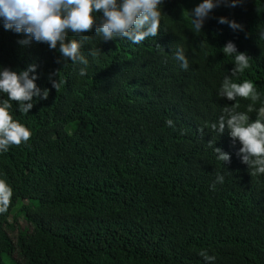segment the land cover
<instances>
[{
  "label": "trees",
  "instance_id": "obj_1",
  "mask_svg": "<svg viewBox=\"0 0 264 264\" xmlns=\"http://www.w3.org/2000/svg\"><path fill=\"white\" fill-rule=\"evenodd\" d=\"M201 2L165 0L158 36L140 44L86 33L83 77L82 65L63 67L47 44L21 45L24 34L0 18V69L36 64L35 83L50 90L27 114L11 102L31 138L0 152V179L13 189L0 214V264H208L201 251L212 264H264V174H250L227 127L220 136L211 129L234 103L217 95L234 67L220 50L229 40L252 57L238 82L253 81L264 100V0L214 9L194 34L182 10ZM177 46L188 70L174 59ZM57 72L59 90L49 80ZM238 101L239 111L251 103ZM210 139L231 163L217 160ZM18 217L24 226H14Z\"/></svg>",
  "mask_w": 264,
  "mask_h": 264
},
{
  "label": "clouds",
  "instance_id": "obj_2",
  "mask_svg": "<svg viewBox=\"0 0 264 264\" xmlns=\"http://www.w3.org/2000/svg\"><path fill=\"white\" fill-rule=\"evenodd\" d=\"M165 0H0V18L5 30L23 33L25 39L21 45H28L33 40L45 43L51 50H58L57 63L66 67L79 63V75L85 76L88 70V59L81 51L85 42L91 39L86 33L95 31L105 42L126 39L133 44H140L146 39L158 36L161 29V17ZM245 0H202L191 10H182V15L190 19L193 33H201L206 20L211 18L214 9L221 6L235 8L242 6ZM219 24H227L233 31H244V25L226 16L218 18ZM71 34V39L69 35ZM248 33H245L247 38ZM76 37H79L77 39ZM264 39V32L260 34ZM157 49L161 46L156 44ZM224 56L234 57V67L225 75L218 89V97L233 101L225 105L223 114L211 124V129L218 136L227 127L233 143L239 141L241 147L237 155L241 162L248 166L251 175L264 174V100L251 80L238 78L251 68L252 57L247 52L238 51L237 45L229 40L221 49ZM101 50L91 49L88 54L96 56ZM174 59L184 70L189 68V60L183 46H177ZM38 65L30 64L24 70L14 71L4 67L0 69V93L7 94V99L0 101V152H7L10 145L19 146L31 138V131L18 120L13 119L12 103L19 105V111L27 114L34 107L37 99L47 100L49 89H41L35 81L38 79ZM32 74V75H30ZM55 75L56 79L52 76ZM52 88L59 90L61 81L58 72L49 76ZM37 98V99H34ZM238 98L250 100L246 111H239ZM257 102L260 107L256 108ZM255 112L252 120L249 113ZM174 127L171 119L166 121ZM207 124L198 129L203 135ZM217 160L224 164L231 163L229 153L215 147L213 139L208 140ZM224 176L216 174V183H223ZM215 188V183L211 185ZM13 195L12 187L5 179H0V214L7 212ZM200 255L208 264L215 261L206 251Z\"/></svg>",
  "mask_w": 264,
  "mask_h": 264
},
{
  "label": "rangeland",
  "instance_id": "obj_3",
  "mask_svg": "<svg viewBox=\"0 0 264 264\" xmlns=\"http://www.w3.org/2000/svg\"><path fill=\"white\" fill-rule=\"evenodd\" d=\"M18 225H25V222L20 218V217H18L17 219H16V222L14 223V226H18Z\"/></svg>",
  "mask_w": 264,
  "mask_h": 264
}]
</instances>
